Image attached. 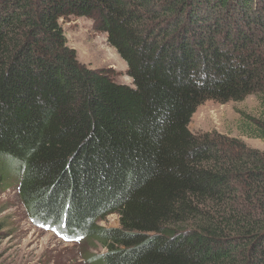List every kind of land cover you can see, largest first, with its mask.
<instances>
[{
	"label": "trees",
	"instance_id": "trees-1",
	"mask_svg": "<svg viewBox=\"0 0 264 264\" xmlns=\"http://www.w3.org/2000/svg\"><path fill=\"white\" fill-rule=\"evenodd\" d=\"M71 17L132 87L78 62ZM249 95L240 133L264 142V0H0V186L10 166L30 219L97 239L99 264H264V152L189 130Z\"/></svg>",
	"mask_w": 264,
	"mask_h": 264
},
{
	"label": "rangeland",
	"instance_id": "rangeland-1",
	"mask_svg": "<svg viewBox=\"0 0 264 264\" xmlns=\"http://www.w3.org/2000/svg\"><path fill=\"white\" fill-rule=\"evenodd\" d=\"M67 46L76 52L78 62L93 70L104 69L118 84L132 87L125 62L106 42V35L96 30L86 18L71 17L61 23ZM258 118L259 103L249 95L241 102L224 104L206 101L191 117L189 130L194 135L216 132L243 141L264 152V142L240 133L243 116ZM0 186V264H99L96 256L105 249L100 241L83 236L65 240L56 230L37 226L29 217L18 195L20 176L10 166ZM104 228L119 227L116 214L99 220Z\"/></svg>",
	"mask_w": 264,
	"mask_h": 264
}]
</instances>
